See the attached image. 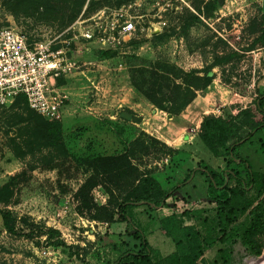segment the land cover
I'll return each instance as SVG.
<instances>
[{
	"label": "rangeland",
	"instance_id": "1",
	"mask_svg": "<svg viewBox=\"0 0 264 264\" xmlns=\"http://www.w3.org/2000/svg\"><path fill=\"white\" fill-rule=\"evenodd\" d=\"M39 4L40 0H0V29L16 28L30 41L61 36L64 45L70 42L72 51L78 52V63L62 83L69 106L59 118L46 119L19 100L0 111V264H117L123 254L139 246L128 235L127 224L115 222L118 205L126 195L124 186L142 172L155 178L165 192L185 190L181 185L200 160H192L191 167L185 168L191 157L172 141L181 129L195 134L196 124L175 123L177 118L140 94L131 82L130 59L137 57L154 66L167 64L186 73L208 71L215 79L199 93L198 100L202 97L210 114L234 115L264 92L263 87L258 88L264 81V48L258 49L262 58L256 61L258 50L242 51L253 41L243 31L264 14V0H130L123 4L95 0L66 24L60 19L39 20V13L30 10ZM129 22L134 31L120 34ZM184 23L191 25L186 32L181 30ZM85 28L92 30L96 43L81 53L78 48L87 44L80 37ZM165 33L169 37L161 39ZM121 94L133 97L136 104L132 109L123 105L99 110L119 100ZM121 112H130L139 122L122 119ZM51 124L61 133V145H48L43 129ZM195 144L199 145L196 139L190 145ZM131 151L135 170L124 175L100 173L102 160ZM203 152L205 162L216 166L204 145ZM239 153L255 172L264 174V131ZM223 166L249 181L243 166ZM92 184L96 186L90 188ZM195 184L199 192L186 189L178 199L172 195L166 205L177 208L184 222L195 225L204 237L216 238L217 233L211 235L205 226L215 205L208 203L203 183L198 180ZM137 209L129 207L126 212L156 250L168 253L173 241L162 244L155 240L159 226L153 211L147 206ZM150 212L151 219L146 217ZM164 214L163 209L161 216ZM106 216L114 222L99 220ZM257 239L261 256H251L238 242L231 249L229 264H259L264 256V235ZM59 240L65 245L57 246ZM223 247L218 244L212 252ZM215 259L223 264L220 255ZM121 264L134 263L126 260Z\"/></svg>",
	"mask_w": 264,
	"mask_h": 264
},
{
	"label": "trees",
	"instance_id": "2",
	"mask_svg": "<svg viewBox=\"0 0 264 264\" xmlns=\"http://www.w3.org/2000/svg\"><path fill=\"white\" fill-rule=\"evenodd\" d=\"M129 1L117 0V3L123 4ZM93 2L95 0H40V4L32 6L30 10L36 14L39 13L41 21L60 19L63 24H66L75 20L86 5L88 10ZM197 20L200 22V19L197 18ZM190 26L189 23H184L181 30L186 32ZM243 32L253 38L252 43L242 49L244 53L264 48V14L252 20ZM168 37V33L160 36L161 39ZM235 38L236 36L231 37L233 41ZM130 60L131 63L128 66L131 69V82L134 88L157 109L174 117L181 115L198 94L205 91L215 79V75L209 76L208 71L186 73L167 64L158 63L154 66L145 61L141 62L137 57H132ZM180 79L184 82H179ZM17 100L23 101L30 109L25 96L21 95L15 101ZM127 113L130 114V112ZM132 120L139 122L136 117ZM43 130L48 137L46 138L48 145L62 144L61 133L55 125H48ZM263 131L264 96L258 97L247 107L240 108L234 115L226 117L210 114L203 118L198 133L199 141L215 157L225 155L227 166H243L247 170L249 181L247 182L232 168H230L232 170L218 173L199 164L195 172L206 176L211 188L207 192V199L210 204H215L214 215L210 220H206L205 226L209 227L211 235L217 233L218 236L206 238L197 227H181L176 222V218L166 219L162 221L163 230L176 242L177 251L158 261L152 259L153 251L150 243L126 210L129 207L141 206H147L151 211L158 210L166 205V201L174 195L177 188L171 192H165L161 184L147 173L140 172L132 177V181L123 188L126 195L118 205L119 218L115 222L126 223L129 228L128 235L138 241L139 246L137 250L123 254L117 264L126 260H132L134 264H204L203 256L206 251L218 244L224 247L218 249L217 255H220L223 264H229L231 249L238 242H241L251 256H261L262 245L257 238L264 235V174L255 172L249 160L243 158L239 151L244 145L252 143L255 136ZM136 144H140V140ZM134 158L135 153L131 151L104 159L101 161L104 169L100 173L108 171L112 175H124L135 170ZM95 186L92 184L90 188ZM251 192H254L255 196H251ZM100 219L107 220L109 223L114 222L113 217L106 216ZM56 245L64 246L65 244L59 240ZM258 261L259 264H264V256ZM214 264H220L219 260L215 259Z\"/></svg>",
	"mask_w": 264,
	"mask_h": 264
},
{
	"label": "built area",
	"instance_id": "3",
	"mask_svg": "<svg viewBox=\"0 0 264 264\" xmlns=\"http://www.w3.org/2000/svg\"><path fill=\"white\" fill-rule=\"evenodd\" d=\"M134 29V24L129 22L120 34ZM80 37L87 42L83 47L86 51L96 43L90 28H85ZM74 55L70 42L64 45L61 36L30 41L16 28L0 29V111L22 95L30 109L39 115L50 120L59 118L69 98L60 90L58 82L77 69Z\"/></svg>",
	"mask_w": 264,
	"mask_h": 264
},
{
	"label": "crops",
	"instance_id": "4",
	"mask_svg": "<svg viewBox=\"0 0 264 264\" xmlns=\"http://www.w3.org/2000/svg\"><path fill=\"white\" fill-rule=\"evenodd\" d=\"M85 44L79 48L80 49L79 51H81V53L84 52V51H86V50L83 49V47L85 46ZM90 48H91V45H90ZM258 51H259L258 54H254L255 55V57H254L255 61L258 58H262V56H261L262 55L261 50H258ZM74 53H75L74 58H76L75 56H77L76 53H78V52H74ZM86 53H88V52H86ZM66 78H68V76L60 79L59 82H58V86H59V88H60L61 91H63L64 88H65L62 85V83H63V81ZM260 87L261 88L263 87V89H264V81L260 85H258V88H260ZM260 94L257 95V96H255V99L254 100H256L260 96H264V92L263 93L261 92ZM128 103H130V104H128ZM134 104H136V103H134V100H133V97L132 96L130 97L128 94L127 95H122L121 94L119 100H112L110 102V104L107 103V105H104V107H100L99 110L107 109V110H110L111 111V106L123 107V105H125V107H128V108L132 109L134 107ZM68 106H69V103H67V105H66L65 108H67ZM198 106H200V107L198 108ZM65 108H64V110H65ZM64 110H63V112L65 113ZM195 111H202V113L197 112V113L200 114L199 115L200 116L199 119H198V114ZM211 112L212 111H211L210 108H208L207 106H204L203 105L202 97H201V99L198 100V96H197V98L193 101V103H191L183 111V113H181V115H179L178 117H175V118H177L175 120V123L182 122V121H184V122H186V121L187 122H190L191 121V122H194L196 124V133L195 134H191L190 132L186 131L185 129H181L178 132L177 138L176 139H173L172 138L173 143H175L174 144L175 145L174 147L177 148V149H181V150L188 151V153H189L188 157H191V163H188V162L185 163V166L184 167L186 168V166H187V169L191 167V165L193 163L192 160H194V159L195 160L200 159L198 161L199 164H201L202 166H205V167H209V169L212 170V171H216L218 173H221L223 171H226L224 169L223 163H225L226 166H227V162H225L226 160H225L224 157H222V154L219 155V157H215L210 152L211 155H212V158H213L212 161H214V163L216 165L214 167H216V168H214L212 165H210V163H206L205 160L202 158V156L204 154V152H203V143H201V141H199V139H198V133L200 132V128H201V124L203 122V118L205 116H207V115H210ZM67 113L69 114L70 111L67 112ZM120 114H121V118L123 119V116L122 115L124 114V112H121ZM125 114H128V113H125ZM62 115H63V113H62ZM128 115H130L131 116V119H132V116L133 115H131V114H128ZM141 115H143V114H141ZM111 116H115V115H111ZM66 118H67V116H64V119L65 120H66ZM125 119L127 121L130 120V119H127V118H125ZM195 139L198 140L199 145H197V144H195L194 146L190 145L191 142H193ZM171 142L169 141L170 144L168 143V145L173 146V143H171ZM198 167H199V165H197L196 167H191L190 168L191 169V172L187 173L188 175L185 178V179H187V182H186L187 184L186 183H184L186 185L182 184L181 185L182 186L181 188L182 189L185 188V190L187 189V191H189L190 193L199 192L198 191L199 189L195 188V186H196L195 181H198L199 180L200 182L203 183V186L201 187V189L206 190V193H207L211 189L210 188V183L207 180L206 176L202 175L201 173L195 172L198 169ZM183 171H184V168H183ZM189 177H190V179L188 180ZM183 185H184V187H183ZM185 190H181L180 189V190L176 191V193H174L175 199H178V197H181L180 196V193H182ZM171 198H172V196L167 201H169ZM175 204H177V200H175ZM212 205H215V204H212ZM132 208L135 209V210H138L137 208H139V207H132ZM163 209L166 211L167 214H164L163 216H161V211ZM213 209L215 210V208H213ZM179 214H180V211L177 208H175L173 206H167V205H165L164 207L159 208L158 210L153 211V215L157 219L158 226H159V228H158L159 233H157V235H158L159 238L157 239V237H156L155 240H157L158 242L160 241L163 244V243H167L168 239H171L173 241V244H174L173 249H170L169 252L167 251L168 253H166V254L163 255L160 250H156L154 248L153 241H150L149 238H148V235H146L145 232H144V234H145L148 242L150 243V245L152 247V251H153L152 256H153V259L155 261H158V260H160L162 258H165V257H167V256H169V255H171V254H173V253H175L177 251L176 242L171 237H169L167 235L166 231L163 230L162 221L174 217V218H176V222L181 227H191V226L192 227H196L193 224L190 225L187 222H184L185 220H184L183 215H179ZM150 216H151V212L146 217L151 219ZM137 226H138V228H140L139 225H137ZM150 234H152V236H154V234H156V232H153L152 231ZM216 247L217 246H215V247H213V248H211V249H209V250L206 251L205 255L203 256V263L204 264H214V261H215V258L217 256L218 250L216 251V253H214L212 251ZM155 252H157V255H154ZM209 255H211V256L209 257ZM154 256H155V258H154Z\"/></svg>",
	"mask_w": 264,
	"mask_h": 264
},
{
	"label": "water",
	"instance_id": "5",
	"mask_svg": "<svg viewBox=\"0 0 264 264\" xmlns=\"http://www.w3.org/2000/svg\"><path fill=\"white\" fill-rule=\"evenodd\" d=\"M122 116H123V118L131 119V116L128 115V114H125V113H124Z\"/></svg>",
	"mask_w": 264,
	"mask_h": 264
}]
</instances>
